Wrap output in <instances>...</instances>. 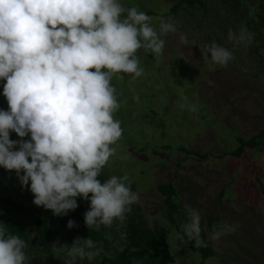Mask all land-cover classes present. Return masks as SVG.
Wrapping results in <instances>:
<instances>
[{"label":"clouds","instance_id":"obj_1","mask_svg":"<svg viewBox=\"0 0 264 264\" xmlns=\"http://www.w3.org/2000/svg\"><path fill=\"white\" fill-rule=\"evenodd\" d=\"M176 32L174 23L161 20L158 33L152 17L120 0H0V80L6 81L8 104L7 111L0 110V168L14 171L22 187L30 184L35 206L62 216L77 209L81 198L90 204L84 214L88 228L124 222L139 201L129 177L98 179L123 135L112 81L124 79L122 74L142 77L138 50L159 57L161 37ZM253 35L241 25L238 33L229 29L228 39L250 44ZM179 42L187 44V37L180 34ZM201 55L209 70L234 59L216 42ZM178 103L195 111L186 96ZM12 132L19 141L10 139ZM188 212L184 234L200 246V215ZM75 226L68 221L69 229ZM51 248L57 256L66 253L65 264L92 262L102 251L90 237ZM27 261L26 242L0 224V264Z\"/></svg>","mask_w":264,"mask_h":264},{"label":"rangeland","instance_id":"obj_2","mask_svg":"<svg viewBox=\"0 0 264 264\" xmlns=\"http://www.w3.org/2000/svg\"><path fill=\"white\" fill-rule=\"evenodd\" d=\"M120 2L125 8L136 6L151 13L152 26L158 33L161 20L174 23L177 32L161 37L165 44L159 57L138 50L144 69L142 77L134 80L122 74L124 79H113L121 104L115 118L121 121L123 135L115 146L116 155L102 174L106 179L113 175L129 177L132 191L139 196L131 208L168 247L172 258L169 264L201 261L200 254L190 250L163 213V197L156 186L171 181L180 208L199 213L200 239L215 251V256L203 264H264V145L254 151L246 149L239 158L214 157L234 150L236 137L246 140L264 129V75L258 66L261 58L248 55L247 44L233 49L228 33L229 29L237 32L239 23L234 15L230 16L224 8L222 11L217 0L210 2L202 31L190 22L166 16L175 0ZM180 34L187 37V44L179 42ZM211 42L233 53L234 59L226 67L209 70L203 62L201 50ZM259 51L264 59V50ZM4 83L0 80V110L7 111ZM181 96L187 97L195 111L179 107ZM207 113L210 117L206 118ZM10 139L20 140L14 132ZM29 139L30 136L24 138ZM178 147L199 149L212 157H186ZM175 175L177 178L173 179ZM29 189L30 184L21 186L14 171L0 168V200L26 203ZM208 214L219 215L222 231H207ZM176 222L183 229L190 222L189 212L179 214ZM72 235L70 231L68 237ZM61 255L65 261L66 253ZM88 262L77 260V264Z\"/></svg>","mask_w":264,"mask_h":264},{"label":"trees","instance_id":"obj_3","mask_svg":"<svg viewBox=\"0 0 264 264\" xmlns=\"http://www.w3.org/2000/svg\"><path fill=\"white\" fill-rule=\"evenodd\" d=\"M211 1L213 0H175L166 16L190 22L197 30L202 31L209 17ZM217 2L222 6V11L224 8V11L229 12L230 16L234 15V18L237 19L239 26L236 33L239 32L241 25H244L250 33L254 34L251 42L252 47L247 44L249 47L247 54L261 58V61L258 62L259 73L264 75V59L259 53V50H264V0H217ZM150 14L147 13V15ZM239 47L242 45L233 44V49ZM207 117H210L208 113ZM201 118L205 117L202 115ZM263 140L264 129L246 140L236 137L234 150L214 157L218 159L226 156L239 158L246 149L251 151L260 149L264 145ZM165 148L168 147L165 146ZM178 150L183 152L186 157L193 156L200 160L212 157V154L201 153L199 149L189 150L186 147H178ZM175 178H177L176 175L173 179ZM98 179L101 182L107 180L102 173ZM130 187L132 190L131 184ZM156 190L163 197V213L168 224L174 226V230L182 236L191 251L200 254V264L214 257L215 251L210 245L202 241L200 246H196L195 240H189L184 234V230L176 222L178 215L188 209L180 208L177 203V191L172 181L158 184ZM27 199L26 203H17L8 199L0 200V224L5 227L8 234L19 236L26 242L27 264H65L64 257L57 256L51 246L57 242L61 245L71 246L72 243H69V240L74 242L77 237H90L102 250L96 260L87 264H169L172 261L168 247L163 245L158 239L157 233L144 224L139 214L132 208L126 214L123 223L117 221L111 227L101 226L96 229L88 228L85 225L84 214L90 207L88 201L77 198V209L70 211V214L56 216L51 210L35 206L32 193ZM69 220L74 221L76 226L69 229L67 227ZM223 227L219 215L208 214L206 217L208 232H220ZM70 231H73V235L69 238Z\"/></svg>","mask_w":264,"mask_h":264}]
</instances>
